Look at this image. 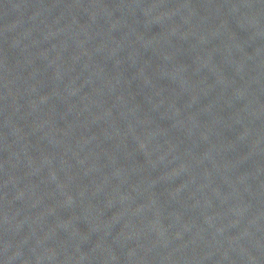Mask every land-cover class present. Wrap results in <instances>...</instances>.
<instances>
[{
  "label": "water",
  "instance_id": "water-1",
  "mask_svg": "<svg viewBox=\"0 0 264 264\" xmlns=\"http://www.w3.org/2000/svg\"><path fill=\"white\" fill-rule=\"evenodd\" d=\"M0 264H264V0H0Z\"/></svg>",
  "mask_w": 264,
  "mask_h": 264
}]
</instances>
